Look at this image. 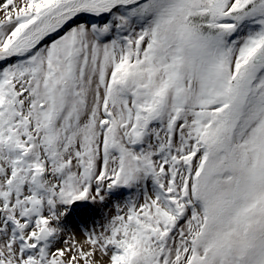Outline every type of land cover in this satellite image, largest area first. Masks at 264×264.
<instances>
[{
    "label": "snow or ice",
    "instance_id": "6c2138e0",
    "mask_svg": "<svg viewBox=\"0 0 264 264\" xmlns=\"http://www.w3.org/2000/svg\"><path fill=\"white\" fill-rule=\"evenodd\" d=\"M0 13V264H264V0Z\"/></svg>",
    "mask_w": 264,
    "mask_h": 264
},
{
    "label": "bare ground",
    "instance_id": "6f19581e",
    "mask_svg": "<svg viewBox=\"0 0 264 264\" xmlns=\"http://www.w3.org/2000/svg\"><path fill=\"white\" fill-rule=\"evenodd\" d=\"M77 237L79 238V239H83V237L80 235V233H79V230H77Z\"/></svg>",
    "mask_w": 264,
    "mask_h": 264
},
{
    "label": "rangeland",
    "instance_id": "374dc122",
    "mask_svg": "<svg viewBox=\"0 0 264 264\" xmlns=\"http://www.w3.org/2000/svg\"><path fill=\"white\" fill-rule=\"evenodd\" d=\"M3 18V14L2 13H0V19H2Z\"/></svg>",
    "mask_w": 264,
    "mask_h": 264
}]
</instances>
